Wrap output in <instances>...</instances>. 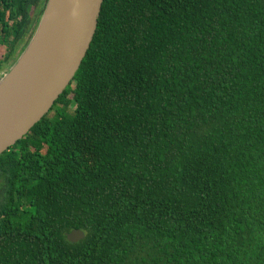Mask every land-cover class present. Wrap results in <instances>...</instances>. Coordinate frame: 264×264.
<instances>
[{
	"label": "trees",
	"instance_id": "trees-1",
	"mask_svg": "<svg viewBox=\"0 0 264 264\" xmlns=\"http://www.w3.org/2000/svg\"><path fill=\"white\" fill-rule=\"evenodd\" d=\"M46 1L0 0V68ZM0 264H264V0H103L0 155Z\"/></svg>",
	"mask_w": 264,
	"mask_h": 264
},
{
	"label": "water",
	"instance_id": "water-1",
	"mask_svg": "<svg viewBox=\"0 0 264 264\" xmlns=\"http://www.w3.org/2000/svg\"><path fill=\"white\" fill-rule=\"evenodd\" d=\"M103 0H47L29 42L0 78V155L51 109L77 72ZM69 243L84 238L71 230Z\"/></svg>",
	"mask_w": 264,
	"mask_h": 264
},
{
	"label": "rangeland",
	"instance_id": "rangeland-1",
	"mask_svg": "<svg viewBox=\"0 0 264 264\" xmlns=\"http://www.w3.org/2000/svg\"><path fill=\"white\" fill-rule=\"evenodd\" d=\"M3 51H4V48L0 47V58L2 57ZM13 63H14V61L10 62L8 64H3L2 65L3 67L1 68L2 69L1 71L3 72V74H5L12 67ZM0 66H1V64H0Z\"/></svg>",
	"mask_w": 264,
	"mask_h": 264
},
{
	"label": "built area",
	"instance_id": "built-area-1",
	"mask_svg": "<svg viewBox=\"0 0 264 264\" xmlns=\"http://www.w3.org/2000/svg\"><path fill=\"white\" fill-rule=\"evenodd\" d=\"M2 69L0 68V78L2 77L3 75V72L1 71Z\"/></svg>",
	"mask_w": 264,
	"mask_h": 264
}]
</instances>
